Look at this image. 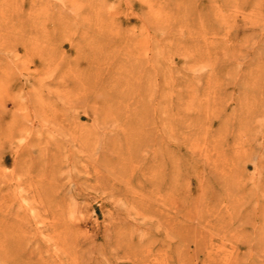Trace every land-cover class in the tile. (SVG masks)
<instances>
[{
  "label": "rangeland",
  "instance_id": "374dc122",
  "mask_svg": "<svg viewBox=\"0 0 264 264\" xmlns=\"http://www.w3.org/2000/svg\"><path fill=\"white\" fill-rule=\"evenodd\" d=\"M0 264H264V0H0Z\"/></svg>",
  "mask_w": 264,
  "mask_h": 264
}]
</instances>
